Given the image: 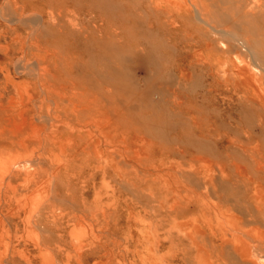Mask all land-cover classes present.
Here are the masks:
<instances>
[{"label":"bare ground","instance_id":"obj_1","mask_svg":"<svg viewBox=\"0 0 264 264\" xmlns=\"http://www.w3.org/2000/svg\"><path fill=\"white\" fill-rule=\"evenodd\" d=\"M94 1L0 0V264H264V0ZM124 58L175 79L177 142L145 132Z\"/></svg>","mask_w":264,"mask_h":264},{"label":"rangeland","instance_id":"obj_2","mask_svg":"<svg viewBox=\"0 0 264 264\" xmlns=\"http://www.w3.org/2000/svg\"><path fill=\"white\" fill-rule=\"evenodd\" d=\"M118 0H95L93 2L95 9L99 12L98 15L100 16H106V17H116L117 14L119 13V5H118ZM86 4L87 2H80L79 5L82 7ZM46 6V5H45ZM47 9V7H45ZM256 28V27H255ZM257 29V28H256ZM139 36L142 38H149L150 34H147L145 31H139ZM143 38V39H144ZM152 39V37H151ZM158 38H153V44L151 45L153 48V51L155 53H159L165 48V50L168 53V56H170L171 52L169 47L165 46L162 42L159 41ZM143 41V40H142ZM74 42V41H73ZM71 41L66 42V46L70 47L71 49H74L76 47V43H73ZM99 58V57H98ZM101 59V58H99ZM103 61L105 60L106 62H98L97 66L100 68V71L105 74L109 75V82L111 83L113 88L117 87V75L118 72L115 70V67L112 65V61L115 60L114 57L108 61V59H102ZM167 61V58H165ZM163 60L160 59V57L153 56L150 59H141V61L138 60V63L142 64L147 70H152L155 71L156 74L159 73V68H158V63L160 64ZM91 66L93 67L92 70L94 69V64L95 61L90 60L89 61ZM111 64V65H110ZM122 65V73L125 75V85H126V90H127V98L129 103L133 102L134 98H137L138 102L141 105V108L143 109L144 114V128L145 132L150 135V136H157V139L165 144L167 143H172L177 142V135L175 131L171 130L170 126L171 124L167 122L159 123L158 122V117H164L166 120H170V112L168 111L169 108L165 107L166 104L164 102H161L158 97V90L161 89L164 85H167L168 88L172 89L176 86V81L175 79L169 78L168 80H163V79H156L154 76L153 77H145L141 79L140 81L134 80V78L131 77V74L133 72V67L135 65V61L131 58H124V62H121ZM190 88L188 90L194 94V93H200L202 89V82L200 80H195L194 82L189 85ZM157 122V123H156ZM157 126V127H156ZM161 126V127H160ZM167 126L168 131L164 128ZM161 128L162 132L158 131L157 129ZM157 128V129H155ZM149 136V137H150ZM260 142L264 143V137H260ZM181 138L179 137L178 140ZM182 143L184 146H189L191 144L190 141L186 140L183 138Z\"/></svg>","mask_w":264,"mask_h":264}]
</instances>
